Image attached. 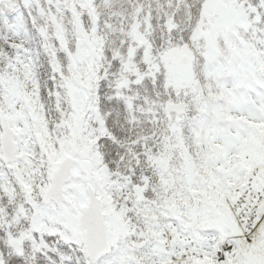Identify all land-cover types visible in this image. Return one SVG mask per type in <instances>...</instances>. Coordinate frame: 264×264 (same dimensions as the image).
Returning a JSON list of instances; mask_svg holds the SVG:
<instances>
[{
  "label": "snow or ice",
  "instance_id": "6c2138e0",
  "mask_svg": "<svg viewBox=\"0 0 264 264\" xmlns=\"http://www.w3.org/2000/svg\"><path fill=\"white\" fill-rule=\"evenodd\" d=\"M0 264H264V0H0Z\"/></svg>",
  "mask_w": 264,
  "mask_h": 264
}]
</instances>
